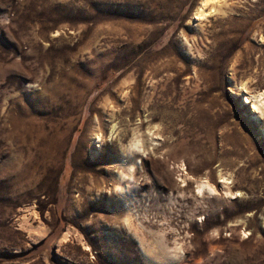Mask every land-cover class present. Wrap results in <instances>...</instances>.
Instances as JSON below:
<instances>
[{
  "label": "rangeland",
  "instance_id": "obj_1",
  "mask_svg": "<svg viewBox=\"0 0 264 264\" xmlns=\"http://www.w3.org/2000/svg\"><path fill=\"white\" fill-rule=\"evenodd\" d=\"M204 1L0 0V264H264V0Z\"/></svg>",
  "mask_w": 264,
  "mask_h": 264
},
{
  "label": "bare ground",
  "instance_id": "obj_2",
  "mask_svg": "<svg viewBox=\"0 0 264 264\" xmlns=\"http://www.w3.org/2000/svg\"><path fill=\"white\" fill-rule=\"evenodd\" d=\"M206 1L207 0H205L204 2L206 3ZM208 1H211V0H208ZM200 14H202L201 8H200ZM100 136H101L100 133H97L96 139L98 138L99 140H101ZM145 153L147 152L143 147L142 138L140 136H135L134 139L130 142V145L128 147V155L130 159L133 158L134 161L132 163H127L125 170L123 169L122 171H119L116 176L117 182L114 186V193L117 196L126 200L127 194H133V190L137 188L138 180L135 177V171L138 168H141V159L139 157L144 156ZM220 178H221L220 182L222 183L221 189L223 190L225 197H231V199H233V197L235 198L237 195H239L238 193H235L231 190L232 182L229 179V177L221 175ZM215 192H216V189L214 188V186L209 184L208 182H201V181L197 182L196 193L198 196H203V195H208V194L210 195V194H214ZM131 219H132V214L128 212V215H126L125 217V224L130 229L133 228V223H132L133 221ZM177 250H179L180 252H177ZM181 254H183L182 250L178 246V244H176L175 253L174 255H172V257L178 258L179 256H181Z\"/></svg>",
  "mask_w": 264,
  "mask_h": 264
}]
</instances>
